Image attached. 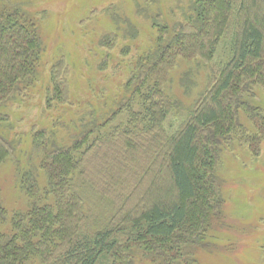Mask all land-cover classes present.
<instances>
[{"label": "trees", "instance_id": "1", "mask_svg": "<svg viewBox=\"0 0 264 264\" xmlns=\"http://www.w3.org/2000/svg\"><path fill=\"white\" fill-rule=\"evenodd\" d=\"M151 18L156 41L132 63L118 109L82 116L77 132L65 126L67 142L56 124L32 131L31 167L15 160L27 207L10 213L0 189V264H198V248L210 245L223 223L224 147L240 141L258 154L264 139V107L254 102L264 92V0H189L182 20ZM231 30L232 56L216 67L212 59ZM43 46L35 16L0 0V107L38 81ZM181 60L197 61L184 73L187 93L205 73L187 104L171 86ZM60 69L57 61L49 105L68 86ZM125 110L127 122L112 126ZM171 113L187 114L173 132L165 125ZM8 120L0 111V124ZM14 139L0 130V164L16 156Z\"/></svg>", "mask_w": 264, "mask_h": 264}, {"label": "rangeland", "instance_id": "2", "mask_svg": "<svg viewBox=\"0 0 264 264\" xmlns=\"http://www.w3.org/2000/svg\"><path fill=\"white\" fill-rule=\"evenodd\" d=\"M13 1L22 4L37 19L44 50L38 81L31 85L23 99L7 108L0 107V111L6 112L9 118L0 124V130L8 138H15L17 145L16 156H10L0 164L1 199L10 213L28 205V197L18 183V164L15 160L20 162L21 167H31L29 155L32 131L57 126L55 129L60 130L62 142L68 141L70 135L64 129L65 126L77 132L81 129L82 116L96 115L101 119L104 111L111 113L118 109L116 96L122 93L123 85L130 78L132 63L156 41L157 32L151 16L159 13L161 18L172 24L184 19L189 2ZM143 7L146 8L144 13L140 11ZM116 13L130 20L138 30L137 33L128 32V24L118 21ZM108 33H114L116 38L104 42ZM232 40L233 30L223 37L212 59L216 67H220L232 56ZM57 61L61 62L60 72L68 81V86L65 88L64 99L54 97L53 103L49 105L51 91L48 89L53 88L51 78ZM180 62L171 72V86L187 104L202 88L201 81L205 73H196L200 86L196 85L192 94H189L183 77L197 61ZM254 102L264 107L262 90L257 92ZM132 104L135 109H140L136 101ZM126 111L118 113L111 121L112 126L127 122ZM186 115H168L165 121L167 129L170 132L178 129ZM222 156L218 174L225 198L223 223L211 231L210 245L198 248V264H264V139L258 154H252L244 143L238 141L236 145L224 147ZM135 262L152 264L142 259ZM30 264H40V261L33 259Z\"/></svg>", "mask_w": 264, "mask_h": 264}]
</instances>
